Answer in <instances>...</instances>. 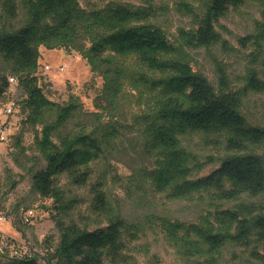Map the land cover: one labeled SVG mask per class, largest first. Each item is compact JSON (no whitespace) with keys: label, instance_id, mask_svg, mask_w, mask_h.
Returning a JSON list of instances; mask_svg holds the SVG:
<instances>
[{"label":"trees","instance_id":"16d2710c","mask_svg":"<svg viewBox=\"0 0 264 264\" xmlns=\"http://www.w3.org/2000/svg\"><path fill=\"white\" fill-rule=\"evenodd\" d=\"M2 1L6 18L15 20L18 1ZM102 1L19 0L27 15L26 25L15 31L0 30V56L11 66L23 92L24 124L37 130L36 146L43 165L29 172L31 188L52 201L53 219L60 233L59 245L51 261L44 259L45 263L135 264L131 244L140 239L142 230L114 213L104 212L110 208L99 190L95 200L104 218L100 226L90 230L71 221L75 205L67 200L59 179L66 176L72 185L87 186L91 164L118 138V131L114 126L94 127L92 132L68 129L79 114V105H59L45 96L38 78L42 46L82 54L92 70L103 77L110 102H118L127 83L138 91L140 87L148 90L146 114L138 118L137 126L144 130V149L152 167L144 169L142 175L157 193L168 194L171 200L208 194L211 201L210 209L196 223L159 216L150 220L162 230L184 264H222L228 245L251 249L258 242L264 249V215L253 204L240 203L234 209L220 205L264 195V161L255 151L264 145V129L251 125L240 111L251 94L264 95V72L258 75L252 68L246 69L239 76L243 88L234 91L218 67L217 89L195 73L188 61L174 58L187 49L224 44L217 30L219 20L230 10L240 12L254 4L263 22H257L255 33L239 39V43L244 48L253 47L250 58L256 63L264 47V0H205L202 13L180 4L179 10L193 21L194 28L180 30L177 44L149 22L155 14L152 7L116 1L101 6ZM130 59L138 61L139 71L133 72L126 64ZM2 81L0 99L11 84L10 79ZM196 135L208 142L223 140L230 154L213 174L199 179L193 176L203 166L183 145L185 138ZM16 148L25 155L20 138ZM252 255L263 262L264 257L255 249ZM7 264H40V260L36 256L9 257ZM149 264L161 262L152 257Z\"/></svg>","mask_w":264,"mask_h":264},{"label":"rangeland","instance_id":"374dc122","mask_svg":"<svg viewBox=\"0 0 264 264\" xmlns=\"http://www.w3.org/2000/svg\"><path fill=\"white\" fill-rule=\"evenodd\" d=\"M18 1L17 18L9 20L3 11L0 0V30L15 31L27 23V15ZM116 1L135 7H152L154 16L149 22L160 28L171 42H179L180 30L194 28L193 21L179 10L180 4L193 6L202 13L205 0H104L101 6ZM263 22L259 7L248 4L240 12L230 10L217 23V30L225 43L208 49L185 50L174 58L188 61L195 73L204 76L215 88H219L217 68L224 72L229 85L236 91L243 88L239 83L246 69L252 68L259 75L264 72V47L256 63L251 62L253 47L244 48L239 39L255 33V24ZM39 84L45 96L59 105L76 103L79 114L69 125V130L114 126L118 138L104 148L99 160L91 164V179L87 186L72 185L66 176L59 179V187L67 200L75 205L71 221L82 227L95 230L103 222L102 211L96 208V192L103 191L108 213H114L128 224L141 228L140 239L131 244L135 264H149L152 257L161 264H184L175 249L166 241L162 230L151 223L155 216L166 217L171 221L196 223L199 216L210 209L208 194H200L189 200H171L168 194L157 193L142 175L144 169L152 167V160L144 149V130L137 126V120L146 114L149 92L145 87L136 90L132 83L123 85L118 102H110L103 77L94 72L88 61L77 51L62 48H39ZM133 72L139 71L136 59L126 62ZM49 66V70L45 67ZM141 70V69H140ZM11 77L16 82L10 84L8 92L0 99V125L9 123L8 144L0 142V214L7 217L8 223L0 224V264H7L11 253L24 247L35 252L40 264L44 259L51 261L59 241L60 233L53 219V203L37 195L31 188V170L43 165L42 156L36 146L37 130L24 124L25 113L22 107L23 92L18 79L12 74L11 66L0 56V85L3 78ZM16 104L15 115L6 118L1 107ZM242 115L253 126L264 129V95L251 94L243 101ZM20 138L25 155L20 154L16 142ZM183 145L195 155L203 169L194 173L199 179L213 174L229 154L221 139L206 141L196 135L183 140ZM264 161V145L255 149ZM253 204L258 213L264 215V195L252 199L243 197L237 202L220 204L225 209H234L238 204ZM33 212L32 218L28 216ZM105 226V225H103ZM126 242L130 238H125ZM49 248V249H47ZM264 257V249L256 242L251 249L228 245L223 252L222 264H264L257 260L252 251ZM50 250V251H49ZM149 251V253L146 251ZM56 261V260H53Z\"/></svg>","mask_w":264,"mask_h":264},{"label":"built area","instance_id":"2783aa9c","mask_svg":"<svg viewBox=\"0 0 264 264\" xmlns=\"http://www.w3.org/2000/svg\"><path fill=\"white\" fill-rule=\"evenodd\" d=\"M46 70H49V66L45 67ZM16 82V78H10V83L13 84ZM16 104L15 103H11L8 106L5 107H1V111L3 112V115L6 118H10L12 116L15 115L16 112ZM10 127H9V123L5 122L2 125H0V142L3 144H8V139H7V133L9 132ZM28 216L30 218H32L33 216V212H30L28 214ZM8 223V219L5 215L0 214V224H6ZM35 252H33L30 248L24 247L22 249L16 250L13 253H11V258H15V259H23V258H31L33 256H35ZM45 263V261H44ZM46 264V263H45Z\"/></svg>","mask_w":264,"mask_h":264}]
</instances>
